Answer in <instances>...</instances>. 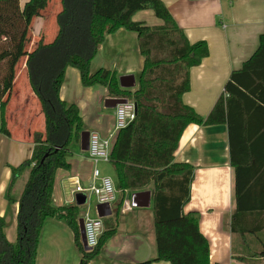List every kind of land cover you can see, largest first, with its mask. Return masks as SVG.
Returning <instances> with one entry per match:
<instances>
[{"label": "trees", "instance_id": "trees-1", "mask_svg": "<svg viewBox=\"0 0 264 264\" xmlns=\"http://www.w3.org/2000/svg\"><path fill=\"white\" fill-rule=\"evenodd\" d=\"M58 2L60 10L54 17V36L48 42L41 36L29 51L33 22L41 17L46 24L41 13L49 0H28L22 8L19 0H0V133L10 137L6 107L20 63L43 126L41 132L32 135L31 157L10 168L5 190L9 204L14 202L12 195L17 181L26 170L29 174L17 201L13 243L5 235L7 222L0 217V264H35L39 237L49 219L63 221L72 230L74 245L80 254L79 264H89L116 233V223H105L96 247L87 252L80 242L79 208L53 205L55 174L58 170L69 169L70 146L78 143L81 133L86 131L77 106L59 98L68 67L78 71L83 88L98 85L105 88L111 98L133 101L135 105L136 117L118 132L109 165L115 187L121 194L152 187L156 255L141 264H210L208 243L199 231L197 214L183 213L190 199L194 168L176 163L174 154L187 126L226 125L230 164L235 170L236 181L237 211L232 218V232L245 234L236 231L235 222L241 212H246L240 211V206L246 200L245 190L249 187L260 188L262 196L253 200L258 206L252 209L264 213V183L257 180L261 177V169L256 180L240 181V171H246L245 163L236 161L233 155L234 142L251 146L264 139V34L259 36L253 55L240 70L231 73L222 95L203 119L183 104L182 96L189 90L190 70L208 56L207 45L205 42L190 44L161 1ZM143 11H152L161 24L147 26L134 21V15ZM119 29L136 34L143 59L133 91L119 87L115 71L91 72V63L105 37ZM252 119L261 121L255 124ZM255 128L258 133L252 134ZM256 256L264 258V245Z\"/></svg>", "mask_w": 264, "mask_h": 264}, {"label": "crops", "instance_id": "crops-1", "mask_svg": "<svg viewBox=\"0 0 264 264\" xmlns=\"http://www.w3.org/2000/svg\"><path fill=\"white\" fill-rule=\"evenodd\" d=\"M27 1L19 0L20 7ZM159 1L164 4L190 44L205 42L207 45L208 56L199 66L190 70L189 90L182 96L183 104L204 119L222 95L231 73L240 70L258 48L259 36L264 34V0ZM149 12L153 13L139 12L134 15L133 20L147 26L160 25L161 22L158 19V23L157 20L154 21L151 17L154 14ZM140 14H146L152 24L148 25L146 20H138ZM54 34L52 27L46 26L41 17L36 18L31 29L29 51L41 36L44 40L52 39ZM142 65L136 34L119 29L105 37L91 68L93 66V72L98 69L115 71L118 78L133 76L137 84ZM23 73L21 66L9 98L10 101L17 82L21 81L16 103L11 106L8 102L6 107L10 137L0 133V217L7 222L5 235L10 243L15 241L13 232L16 228L17 201L29 174V170H26L17 181L12 195L14 202L9 204L5 190L10 178V168L17 167L31 157L34 147L32 135L43 129L37 102L29 91ZM135 89L136 85L131 90ZM59 98L67 104L77 106L87 132H96L104 137L113 128L115 109L104 107L105 101L113 98L101 86L83 88L76 69L68 67L65 70ZM252 120L255 124L258 120L261 121ZM253 133H258L257 128L252 129ZM70 151L71 156L67 159L69 169L58 170L55 174L52 201L56 207L76 206L82 213L83 205L77 206L71 194L72 183L77 177L82 185H87L92 165L87 160L86 152L80 150L79 142L72 143ZM233 155L236 161L243 160L245 163L243 166L246 171H240V181L256 180L261 169V177L257 180L264 183V139L251 146L234 142ZM230 159L226 125H189L185 128L174 154L176 163L188 164L194 168L190 199L184 206L183 213L197 214L199 231L208 243L210 264H264V258L256 256L264 245V213L254 212L263 210L252 209L258 206L253 200L262 196L259 187L245 190L246 200L242 201L240 211L246 212H241L235 222L236 231L245 234L233 233L231 229L237 205L235 170ZM101 165L98 167L101 175L108 176L105 167ZM144 191L150 192L149 207L133 208L129 205L127 209L125 204L130 203L129 193L132 195ZM151 191L148 187L143 191H126L122 194L117 190V202L114 208L111 207L110 216L103 219V231L105 223H116V233L89 264H141L155 258ZM118 207L119 212L116 214ZM79 259L72 230L63 221L47 220L39 237L35 264H79Z\"/></svg>", "mask_w": 264, "mask_h": 264}, {"label": "built area", "instance_id": "built-area-1", "mask_svg": "<svg viewBox=\"0 0 264 264\" xmlns=\"http://www.w3.org/2000/svg\"><path fill=\"white\" fill-rule=\"evenodd\" d=\"M135 117L136 109L133 101L126 100L124 104L115 108L114 125L106 136L102 137L96 132L89 133L86 155L87 160L92 165L90 181L84 186L77 177L73 179L71 194L74 199L76 195H83L85 197L84 205H88L89 200L93 198L96 204L95 208L97 205H109L111 208L117 202L115 183L109 176H102L98 167L101 164H109L118 132L127 127ZM125 205L128 209L130 203ZM80 219L83 221L86 246L92 250L96 247L99 237L103 233V219L98 218L96 214L92 216L88 210L81 213Z\"/></svg>", "mask_w": 264, "mask_h": 264}, {"label": "water", "instance_id": "water-1", "mask_svg": "<svg viewBox=\"0 0 264 264\" xmlns=\"http://www.w3.org/2000/svg\"><path fill=\"white\" fill-rule=\"evenodd\" d=\"M118 84L121 89L130 90L135 87V80L133 76H122L118 78ZM126 102L125 99H107L105 101L104 107L107 109H115L118 105L124 104ZM88 140H89V132L84 131L80 135V150L82 152H86L88 150ZM150 192L144 191L139 193H134L130 197V205L133 208H147L150 205ZM75 202L77 206H82L85 204V197L83 195H76ZM95 214L98 218L104 219L111 214V208L109 205H97L95 208ZM78 230L80 235V241L82 247L85 251L90 252L91 250L87 248L84 231H83V221L82 219L78 220Z\"/></svg>", "mask_w": 264, "mask_h": 264}, {"label": "rangeland", "instance_id": "rangeland-1", "mask_svg": "<svg viewBox=\"0 0 264 264\" xmlns=\"http://www.w3.org/2000/svg\"><path fill=\"white\" fill-rule=\"evenodd\" d=\"M59 10H60V7H59V2H58V0H49V3H48V6H47V8L41 13V15H43L44 17H45V19H46V25L47 26H49V27H51V25H52V29H53V33L55 32V25H54V17H55V15L57 14V12H59ZM149 13H151V12H149ZM146 14H140L139 16H138V20H146V22H147V24L148 25H150V24H152L150 21H149V19L147 18V16H145ZM151 15H153V13H151ZM151 17H153V19H155L154 21H156L157 19L154 17V15L153 16H151ZM157 23H158V20H157ZM51 39H45V41L46 42H48V41H50ZM21 63L19 64V66H18V73L20 72V67H21ZM91 72H93V66H92V68H91ZM23 78H25V74H23ZM20 82L21 81H19V82H17V85L15 86V88H14V90H13V94H12V96H11V99H10V101H9V105H14L15 103H16V96L19 94V91H20ZM130 91H133V90H131L130 89ZM70 152H72V151H70ZM70 158V157H69ZM102 167H105V169H106V173H107V175L113 180V182L115 183V178H114V175H113V173H112V171H111V168L109 169V164H102L101 165ZM150 190H152V187L151 186H149L148 187ZM152 192V191H151ZM130 196H131V193H129V195H128V197L130 198ZM95 203H94V200H93V198H91V200H89V203H88V205H84V206H82L81 208V210L82 211H89V213L92 215V216H94L95 215ZM113 206V208H114V206H115V203L112 205ZM13 235H15V231L13 232Z\"/></svg>", "mask_w": 264, "mask_h": 264}]
</instances>
